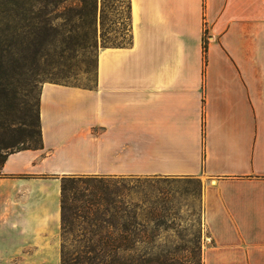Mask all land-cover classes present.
<instances>
[{
	"label": "crops",
	"instance_id": "1",
	"mask_svg": "<svg viewBox=\"0 0 264 264\" xmlns=\"http://www.w3.org/2000/svg\"><path fill=\"white\" fill-rule=\"evenodd\" d=\"M130 22L92 87L42 84V145L0 170V264L61 263L68 175L196 177L203 264H264V0H130Z\"/></svg>",
	"mask_w": 264,
	"mask_h": 264
},
{
	"label": "rangeland",
	"instance_id": "2",
	"mask_svg": "<svg viewBox=\"0 0 264 264\" xmlns=\"http://www.w3.org/2000/svg\"><path fill=\"white\" fill-rule=\"evenodd\" d=\"M127 1L97 0L96 25L90 27L84 38H74L63 46L49 44L37 53L25 48L0 68V154L38 143V106L43 83L80 87L96 83L100 49L112 41H123L120 30L125 23ZM53 22L59 31L67 29L63 18ZM70 176L60 232L68 264H72L77 253L81 254L91 232L103 230L102 222H96L91 213L95 212L98 192L91 187L85 189L78 178L81 175ZM138 177H150V264H203L205 234L200 180Z\"/></svg>",
	"mask_w": 264,
	"mask_h": 264
},
{
	"label": "trees",
	"instance_id": "3",
	"mask_svg": "<svg viewBox=\"0 0 264 264\" xmlns=\"http://www.w3.org/2000/svg\"><path fill=\"white\" fill-rule=\"evenodd\" d=\"M60 18L65 20V31L54 25L53 21ZM96 19L97 0H0V68L21 55L25 48L37 53L49 44L63 46L74 38H84L90 27L96 25ZM124 20V31L120 30L123 41H112L105 47L131 44L130 0ZM202 52L205 65V42ZM37 135L36 145L17 150L41 147L39 112ZM9 153L0 154V170ZM78 178L85 189L91 187L98 192V200L94 201L97 206L91 213L96 222H102L103 230L91 232L88 244L81 254L72 258V264H150V177L81 175ZM70 179V175L61 178V229L64 193ZM60 264H68L62 245Z\"/></svg>",
	"mask_w": 264,
	"mask_h": 264
},
{
	"label": "built area",
	"instance_id": "4",
	"mask_svg": "<svg viewBox=\"0 0 264 264\" xmlns=\"http://www.w3.org/2000/svg\"><path fill=\"white\" fill-rule=\"evenodd\" d=\"M208 240H209V238H206V237H205V242H207Z\"/></svg>",
	"mask_w": 264,
	"mask_h": 264
}]
</instances>
